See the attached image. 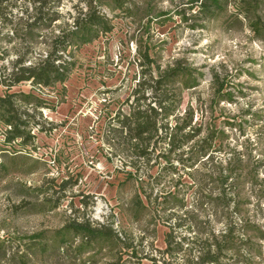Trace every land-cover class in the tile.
Listing matches in <instances>:
<instances>
[{
  "label": "rangeland",
  "instance_id": "374dc122",
  "mask_svg": "<svg viewBox=\"0 0 264 264\" xmlns=\"http://www.w3.org/2000/svg\"><path fill=\"white\" fill-rule=\"evenodd\" d=\"M79 1L63 0L61 13L74 14L83 6ZM17 2L21 6V0ZM186 3L159 2L157 8L167 13L163 17L167 19L164 25L154 26L149 38L137 24L114 19L109 34L76 51V66L63 85L36 90L26 82L10 90L31 92L43 100V106L35 111L39 125L31 129L32 143L3 146L0 153L4 165L0 169V239L8 251L30 253L28 236L88 221L110 225L121 239L126 237L137 257H130L131 249L122 250V262L141 258V264H150L144 258H156L158 264H188L197 260L211 234H222V159L232 151L239 153L248 171L258 172L264 180V40L251 31L255 19L264 24V0H228L226 10L208 22L190 19L196 9L188 11ZM102 12L112 17L105 8ZM184 13L189 20L181 18ZM195 23L201 27L192 29ZM6 33L10 35V29L2 30V35ZM12 46L0 41V48L9 52L8 59L15 58ZM145 47L159 53L161 65L183 59L203 73L197 88L182 93L177 115L191 108L196 125L218 132L213 143L217 152L186 170L189 173L164 170L165 163L156 156L165 145L157 148L148 163L138 162L135 172L124 153L109 144L113 118L120 110L127 111L125 101L140 77L137 51ZM43 48L36 45L32 57ZM214 73L223 83V92L232 95L231 102H218L219 86L209 83ZM222 131L227 135L223 141ZM173 166L180 170L176 163ZM39 189L44 195H38ZM261 189L249 185L226 189L235 223L240 221L233 212L236 202L249 220L264 219ZM136 196L146 207L138 219L132 205ZM42 198L58 207L34 211L32 204ZM26 202L29 206L23 207ZM167 234L181 242L182 252L164 254ZM77 244L60 255L48 250L44 262L29 259V264H112L115 253L109 249L76 259Z\"/></svg>",
  "mask_w": 264,
  "mask_h": 264
},
{
  "label": "trees",
  "instance_id": "16d2710c",
  "mask_svg": "<svg viewBox=\"0 0 264 264\" xmlns=\"http://www.w3.org/2000/svg\"><path fill=\"white\" fill-rule=\"evenodd\" d=\"M62 1L21 0L22 4L18 6L17 0H0V36L4 28L10 29V35H2L0 41L12 43L15 54L14 59H8L9 52L0 48V89H3L0 93V153L3 146L16 142L22 146L32 143L34 136L31 129L39 125L35 120V111L43 106V100L31 92L10 93V90L26 82L36 90L63 85L76 66V51L109 34L113 30L112 21L116 18L122 17L137 24L147 38L155 25L162 26L167 19L163 18L167 13L157 8L162 0H80L83 6L66 16L60 10ZM186 4L188 11L196 9V16L190 19L208 22L226 10L228 0H187ZM102 8L108 10L112 17H107ZM181 15L184 21L189 20L185 13ZM199 27L201 24L191 26L192 29ZM251 31L264 40V24L258 19L252 22ZM38 44H42L44 50L32 57L33 49ZM158 54L152 47L138 49L140 77L125 101L127 111L120 110L113 118L109 144L115 151L124 153L135 172L138 162L148 163L157 148L165 145L156 156V160L161 159L165 163L164 170L169 169L172 174L179 171L189 173L186 170H192L201 159L210 158L212 152H217L213 151V143L218 138V132L196 125L191 108L177 115L182 93L197 88L203 73L183 59L161 65ZM209 83L219 86L218 102L232 101V95L223 92L224 86L223 83L219 84L217 73L213 74ZM28 108H32L33 112H29ZM221 135L222 141L227 139L224 131ZM174 163L180 166V170L177 171ZM3 167L0 162V169ZM220 184L222 217L225 220L222 234H211L197 260H190L188 264H257V261H264V219L261 222L249 220L239 208L240 202H236L233 212L240 216V221L235 223L228 210L230 200L226 194V189H238L241 185L261 189L264 180L259 178L258 172L248 171L245 158L232 151L222 159ZM25 189L30 193L29 188ZM37 191L39 196L44 195L43 190ZM23 205L29 206L27 202ZM32 205L38 213L50 212L58 207L47 198L39 199ZM132 205L135 218H140L146 207L138 196ZM27 238L30 253L8 251L5 240L0 239V264H29V259L42 263L48 250L60 255L77 241L74 248L76 259L84 254L109 249L115 253L112 264H141L142 260L137 258L135 263L130 260L122 262V250L131 249V258H136L137 253L131 244H127L126 237L121 239L110 225L73 222ZM164 241L165 255L182 252L181 242H174L170 234L165 236ZM144 259L150 264L159 262L156 258Z\"/></svg>",
  "mask_w": 264,
  "mask_h": 264
}]
</instances>
